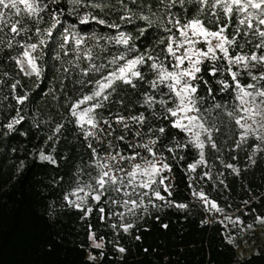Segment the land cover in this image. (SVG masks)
<instances>
[{"label":"snow or ice","instance_id":"obj_1","mask_svg":"<svg viewBox=\"0 0 264 264\" xmlns=\"http://www.w3.org/2000/svg\"><path fill=\"white\" fill-rule=\"evenodd\" d=\"M68 17H75L77 23H67ZM92 23L115 33L80 30V25ZM125 25L146 39L152 30L161 29L166 33L159 40L163 47L159 52L146 45L138 48L133 35L123 30ZM50 46L52 59L58 62L53 68L60 94L55 86L47 94L58 103L63 96L68 116L57 123L49 116L36 126L52 124L47 140L58 143L65 123L74 124L87 142L96 175L89 174V181L77 183L64 197L85 215L93 211L87 206L89 197L99 204L110 192L126 197L112 200L123 206L125 211L113 213L121 218L140 209L147 212L148 205L186 208L168 199L171 186L165 183L168 177L163 173L171 172V166L162 155L158 157L155 146L163 138L173 142V147L167 148L170 154L190 147L198 150L199 159L188 165L195 171L207 164L206 150L219 151L217 140L222 127H227L220 119L222 114L238 129L235 149L247 145L253 164L254 157L264 153V0H0V51L10 50L7 58L14 62L18 75L35 77L36 87L44 76V57ZM205 72L220 77L215 79L217 89L204 79ZM8 76V72L3 73V77ZM0 85H6L3 78ZM6 86L15 101L16 115L5 126L11 132L26 119L20 106L29 100V93L17 91L24 88L20 79ZM129 91L137 99L133 100ZM135 106L149 114H131ZM152 121L166 122L185 139H176V132L167 131L165 126L154 127ZM114 125L124 133L132 132L140 141L149 138L131 142L126 135L114 136ZM134 126L138 127L134 130ZM145 126L146 133L142 131ZM114 140L125 142L131 153L123 152ZM93 142H106L104 155ZM39 160L57 164L55 156L43 150ZM225 167L239 175L240 169L234 164ZM203 175L211 178L210 172ZM161 187L167 195L161 193ZM194 195L210 209L223 211L203 191ZM156 201L164 203L158 205ZM98 211L103 214L105 209L99 207ZM225 219L244 224L239 216ZM255 223L264 224V216L257 215L246 228H254ZM120 226L124 232L134 227L131 223Z\"/></svg>","mask_w":264,"mask_h":264},{"label":"trees","instance_id":"obj_2","mask_svg":"<svg viewBox=\"0 0 264 264\" xmlns=\"http://www.w3.org/2000/svg\"><path fill=\"white\" fill-rule=\"evenodd\" d=\"M67 23L77 21L75 17H68ZM79 27L83 32L115 33L95 23ZM123 30L133 35L138 48L146 45L159 52L163 47L159 40L166 33L161 29L152 30L147 39L137 35L131 25L123 26ZM9 51H0V78L6 85L20 79L24 88L17 91L28 92L29 100L20 106L26 119L9 132L5 126L16 115L15 101L11 89L0 85V264H264V253L240 259L221 221L210 223L200 206L192 201L194 192L203 191L209 200L216 201L226 212H236L246 223L255 220L257 215L264 216V153L257 154L253 164L248 159L251 149L247 145L234 148L238 129L227 115L220 117L227 127H222L217 140L219 151L206 150L207 164L195 171L189 170L188 165L199 159L198 150L190 147L170 154L167 148L173 147L171 140L162 138L157 143L174 178V189L168 199L187 207L153 208L129 232H124L113 214L117 210L112 203L113 192L93 205L89 215L64 199L77 183L95 176L96 170L91 163V150L74 124L65 123L64 135L58 143L47 140L52 124L36 126L49 116L52 123L68 116L62 104L63 96L58 103L47 94L53 86L60 94L53 68L58 62L52 59L51 46L44 57L46 67L39 87L35 77L18 75L14 62L7 58ZM4 72L9 76L3 77ZM218 78L204 73V79L210 81L214 90L219 87L215 84ZM65 86L71 87L67 82ZM216 98L220 100L221 94L217 93ZM132 99L137 97L132 95ZM141 111L146 116L149 114L139 106L133 107L131 114ZM152 123L154 127L165 126L167 131L176 132V139H185L166 122ZM142 131L146 133L147 126ZM124 148L128 150L126 144ZM41 150L53 154L57 164L40 161ZM229 163L240 169L239 175L225 167ZM204 172H210L211 178L205 177ZM163 195H167L164 190ZM99 207L105 209L103 214L98 211ZM91 232L96 239H104V248L92 246ZM119 248L125 249L122 256ZM89 251L101 256L100 260L89 259Z\"/></svg>","mask_w":264,"mask_h":264},{"label":"rangeland","instance_id":"obj_3","mask_svg":"<svg viewBox=\"0 0 264 264\" xmlns=\"http://www.w3.org/2000/svg\"><path fill=\"white\" fill-rule=\"evenodd\" d=\"M138 151H140L142 156H147V153L143 149H138ZM165 183H169L168 180L165 181ZM160 190L161 193L163 194V187H161ZM132 198L135 199L137 197L133 196ZM122 199H126V197H124L122 193L120 194L113 193V200H122ZM156 203L158 205H162L164 202L156 201ZM95 204L96 202H94L91 199V197H89L87 206H90L93 209V205ZM145 204H147V199L145 200ZM205 206L207 207V210L211 214V216L216 220L221 221V223L223 224L224 232L227 236V239L235 245L238 257L240 259H246L249 256L256 253H264V224L255 223L254 228L248 229L246 228V225L253 224L255 220H252L247 223L244 222L243 225L233 224L231 221L226 220L225 217L227 216H231L233 218L238 217L239 215L236 212H226L224 210L222 212H216L214 209H210L207 205ZM115 207L117 208L115 213H120L125 211L122 205L115 204ZM119 208L120 210H118ZM153 208H158V207H152L151 205H148V211ZM147 212H144L143 209H140L136 212L135 215L125 214L123 218H121L119 215H115V216H117L118 218L119 225L129 224V223L134 225L137 222V220L142 218ZM120 228L122 229L121 226ZM98 243L103 245L101 248L105 247L104 239L99 240L96 239V237L94 239H91V244L93 247H95V245ZM122 254L123 252H120V256H122ZM92 257H95V259H92ZM88 258L91 260L99 261L101 256H98L92 251H89Z\"/></svg>","mask_w":264,"mask_h":264},{"label":"built area","instance_id":"obj_4","mask_svg":"<svg viewBox=\"0 0 264 264\" xmlns=\"http://www.w3.org/2000/svg\"><path fill=\"white\" fill-rule=\"evenodd\" d=\"M114 128L116 129V131L114 132V136L126 135L127 140L131 141V142H146V140L148 139V138H144V141H140V138L133 137V135L131 134L132 132L124 133L119 125H114ZM134 130H135V128H134ZM113 143L116 144L126 154H130L132 151V149H130V148H128V150H126L124 148V145L126 144L125 142H118V141L114 140ZM93 146L97 147V150L101 153V155L105 154L103 150L107 147L106 142L99 144V145H97L95 142H93ZM155 147L157 149H159L158 144ZM157 155H158V157L161 155L164 157V155L160 152V150L158 151ZM165 162H167L166 158H165ZM125 167H127V165H125ZM164 174H165V176L168 177V182L171 186V191H172L174 189V178L171 175V172H164ZM192 201L200 206V208L204 211V213H205V215H206V217L210 223H212L214 220H216L215 218H213L211 216V214L208 212L207 207L205 206L204 202L197 195L192 196Z\"/></svg>","mask_w":264,"mask_h":264},{"label":"crops","instance_id":"obj_5","mask_svg":"<svg viewBox=\"0 0 264 264\" xmlns=\"http://www.w3.org/2000/svg\"><path fill=\"white\" fill-rule=\"evenodd\" d=\"M99 240H101V239H99Z\"/></svg>","mask_w":264,"mask_h":264}]
</instances>
